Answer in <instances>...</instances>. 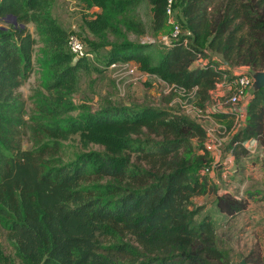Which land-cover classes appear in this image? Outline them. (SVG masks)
Masks as SVG:
<instances>
[{
	"label": "trees",
	"instance_id": "16d2710c",
	"mask_svg": "<svg viewBox=\"0 0 264 264\" xmlns=\"http://www.w3.org/2000/svg\"><path fill=\"white\" fill-rule=\"evenodd\" d=\"M73 1L97 10L83 20L93 51L106 46L109 33V65L132 62L165 84L196 88L194 107L204 110L222 82L237 78L234 69L264 71V0H173L181 33L168 48L128 40L166 31L167 0ZM143 2L151 10L148 28L136 15ZM54 3L0 0V264H233L197 198L209 197L232 220L249 201L202 174L210 166L203 124L150 105L65 117L87 67L68 53ZM34 60L43 92L28 125L18 89L34 73ZM245 110L244 126L225 148L237 161L251 139L264 150V88L252 91ZM211 116L227 131L234 125L229 111ZM67 141L77 144L72 154ZM242 258L262 264L255 251Z\"/></svg>",
	"mask_w": 264,
	"mask_h": 264
},
{
	"label": "rangeland",
	"instance_id": "374dc122",
	"mask_svg": "<svg viewBox=\"0 0 264 264\" xmlns=\"http://www.w3.org/2000/svg\"><path fill=\"white\" fill-rule=\"evenodd\" d=\"M96 11L95 9L85 10L73 0H55L54 3L53 17L57 19L61 27L66 29L68 34L75 27L74 32L79 39H82V43L85 45L87 52L92 55V58L84 59L87 69H80L78 72V81L74 93L68 99L69 109L65 111V117L76 118L83 114H93L107 107H140L150 105L162 107L174 113L178 112L187 115L201 124L204 123V126L214 131V125L208 119L200 118L196 120L190 112L188 106L193 102L192 100L184 103L178 94L168 92L166 84L157 77L145 75L139 68H137V74L135 75L127 74L123 70L109 68L110 65L107 63V56L110 49H112L109 44H113L115 40L107 33L106 46L98 51H93L88 41H93L95 38L88 35L83 28V20ZM136 15L148 28L151 19V10L146 2H143L137 9ZM6 23H12V21L7 19ZM29 31L30 33H34L31 26L29 27ZM159 35V32L146 34L141 37L128 35V40L139 44L152 43L154 46L161 47L158 41ZM35 38L37 39V37ZM38 50L37 48L36 52ZM67 51L69 53L68 47ZM34 63V73L18 89V92L22 96L26 121L35 113V95L43 92L42 71L35 60ZM131 64L133 63L131 62ZM216 103L212 97L211 109L216 107ZM210 114L208 115L210 116ZM27 124L30 125L29 121H27ZM29 136L26 130L22 139V147L24 149L31 147ZM215 136L222 140V153H224L226 143L228 142L226 137L217 133H215ZM253 140L255 139H251V141ZM89 147L98 148L93 145ZM65 148H67L69 154H72L74 148H77V144L74 141H67L65 142ZM207 149L211 152V148L208 147ZM208 162L210 165L213 164L210 157ZM244 173L248 176V181L241 186L242 194L245 195V192L248 191V193L251 192L250 194H256L253 198H250L252 195L248 198L250 199V207L246 215L238 216L232 220L220 214L215 209L214 204L208 200L209 197L206 196L197 198V204L204 205L203 213L210 214V217L223 237L225 247L229 251L233 264H237L239 260L243 259L242 257L248 255L251 251H255L256 254L259 253L262 264H264V247H259L261 242H264V163L262 162L260 167L250 168V170H246ZM228 176L229 174L225 168L214 165L212 173L208 175V181L212 184H215V181H217V185L221 189H228L230 185ZM251 216H255V219H251ZM5 253L8 254L9 250H5Z\"/></svg>",
	"mask_w": 264,
	"mask_h": 264
},
{
	"label": "built area",
	"instance_id": "2783aa9c",
	"mask_svg": "<svg viewBox=\"0 0 264 264\" xmlns=\"http://www.w3.org/2000/svg\"><path fill=\"white\" fill-rule=\"evenodd\" d=\"M173 0H167V5L165 9V21H164V27L167 30L166 32H161L159 35V43L165 47H170L172 45L173 40H177L181 30L178 24L175 22L173 17V8H172ZM75 27L72 28V31L68 34L67 37V47L69 50V53L77 59H90L92 58V55L87 52L85 45L80 41L76 33L74 32ZM186 43V42H185ZM184 43V44H185ZM206 65V61L202 59H198L195 62L196 67L203 68ZM110 69L115 70H123L127 74L135 75L137 74V67L134 64L131 63H112L109 66ZM222 69H224L222 67ZM146 75V74H145ZM232 75L236 76L237 78L233 80L231 83L222 82L219 86L216 93H221V96L224 98V105H226L229 109V112H231L234 115V125L233 127L227 131L223 127L216 128L214 131L210 130L208 127L206 128V148H211V152L209 151V157L212 160L213 164L210 166L204 168L202 170V174L209 175L212 173L214 165L217 167L221 166L223 168L231 167L232 162V153H229V158H224L223 156V143L222 140L218 139L215 136V133L225 136L226 138H230L233 136V134L240 128L244 126L245 123V108L246 104L251 97L252 91H253V79L251 75L247 74V71L245 68H238L234 69L232 71ZM168 88V92L176 93L180 96L181 100H183L184 103L190 100H193L194 93L196 91V88H193L190 91H187L181 87H178L177 85H168L166 84ZM212 97L216 100L219 99L218 96ZM211 104V103H210ZM190 112L193 114V116L196 118V120H199L200 118H206L208 116V113L210 111L209 107H206L204 110L194 107L192 103L188 106ZM229 140V139H228ZM257 140H249L245 143H243L244 148H248L247 150H253L255 146L257 145Z\"/></svg>",
	"mask_w": 264,
	"mask_h": 264
},
{
	"label": "crops",
	"instance_id": "0c3cea01",
	"mask_svg": "<svg viewBox=\"0 0 264 264\" xmlns=\"http://www.w3.org/2000/svg\"><path fill=\"white\" fill-rule=\"evenodd\" d=\"M221 93L222 92L216 93L215 95L213 94L214 96H218L219 99L215 100V102H217V103L215 104L216 107H213V109H211L210 104L207 106L211 110V112H209V113L220 114V113H226L229 111L228 107L224 105V98L221 96ZM206 119H208V121L214 125L213 126L214 130L216 128H221L220 123L218 121H216L215 117L211 116V114H210V116L209 115L206 116ZM205 128H207V126H205ZM226 139L228 141L229 137ZM244 149L247 152L245 158L238 159V161H237L232 156L231 167L225 168V170H227V173L229 174V176L227 178H229V181H230V185H229V188L227 189V191L231 192V193H236L239 198H244L250 202V199H248L247 196L251 192L250 193H248L249 191L245 192V195H243L241 192V190H242L241 186L244 185L248 181V176L244 173V171L250 170V168L251 169L258 168V167H260L262 162L264 163V150L259 147L258 143L252 151L247 150L248 148H244ZM229 153H230L229 151L225 150V152L223 153L224 158H229ZM215 183L217 184L218 182L215 181ZM231 187H233V188H231ZM252 194H253V196L250 198H253L256 195L255 193H252ZM249 207L250 206H248L247 211H249ZM247 211L245 213L241 214L240 216L246 215ZM250 218L255 219V216H251ZM259 247L260 248L264 247V242H261Z\"/></svg>",
	"mask_w": 264,
	"mask_h": 264
},
{
	"label": "water",
	"instance_id": "95a60500",
	"mask_svg": "<svg viewBox=\"0 0 264 264\" xmlns=\"http://www.w3.org/2000/svg\"><path fill=\"white\" fill-rule=\"evenodd\" d=\"M8 20L10 19L13 24H16V21L14 18L8 17ZM253 79V91H257L264 88V71L262 72H256L251 75ZM239 264H249L246 263L244 260H241Z\"/></svg>",
	"mask_w": 264,
	"mask_h": 264
}]
</instances>
